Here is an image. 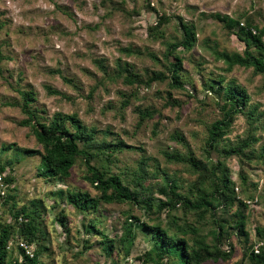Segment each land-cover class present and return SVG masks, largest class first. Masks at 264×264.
<instances>
[{"label": "rangeland", "instance_id": "1", "mask_svg": "<svg viewBox=\"0 0 264 264\" xmlns=\"http://www.w3.org/2000/svg\"><path fill=\"white\" fill-rule=\"evenodd\" d=\"M148 3L153 8H148ZM161 13L170 17L162 24L165 38H181L180 22L195 30L193 45L187 50L178 47L175 54L179 59L169 57V63L179 65V77L182 80L185 77L181 88L171 84V72L165 65L168 61L162 57L163 41L149 35V26ZM217 14L227 18L224 20ZM238 16L239 25L250 17L258 28H264V0H0V22L3 24L0 29L3 54L0 58V148L14 144L11 148L0 149V163H5L6 171L12 176V181L4 184L6 197H0V222H11L13 210L24 206L30 210L31 200H39L40 226L45 231L44 242L50 248V252L41 258L42 264H126L128 259L129 264H153L151 261L143 263L145 255L152 250L151 237L144 230L135 229L136 238L128 255L119 242L122 221L128 210L142 221L151 220L143 209L128 202L101 203L96 211L85 212L54 195L57 189L67 187L98 194L83 177L86 169L82 159L77 160L66 180L55 178L52 181L36 175L39 156L24 154L15 159L17 147H40L32 129L18 124L24 114L20 107L10 104L19 98L16 88L31 87L35 92L38 118L50 119L58 111L76 112L87 127L96 128L94 138L100 139L103 130L108 129L107 140L141 147H129L119 152L111 164L112 172L120 173L125 167L133 169L141 155H150V170L159 166L168 174L175 173L184 191L196 177L195 173L185 164L167 161L164 152L175 150L184 154L190 149L196 158L206 159L207 130L212 122L223 116V97L222 91L218 94L210 90L205 82L220 76H223L224 84L232 81L245 89L249 95L248 104L256 106L254 117L259 118L252 122L247 111L237 113L217 147L229 148L249 131L258 140L247 149V152L253 150L252 159L241 156L224 159L235 191L247 202L243 211L246 216L244 228L242 231L237 227L226 228L228 232L224 233L218 247L230 252L228 258H211L201 264H254L250 259V246L259 239L257 226L264 225V157L257 159L264 142V74H254L251 66L239 65L224 71V62L215 59L212 53L213 50L242 53L245 41L233 33L234 24L233 27L226 25V20L233 22ZM262 40L264 42V34ZM128 45L141 54L123 52L121 48ZM148 51L160 57L162 65L150 59ZM254 53L257 54V49ZM118 58L131 63L143 76L162 70L168 77L139 88L124 86L120 80L108 82L106 79V90L100 85L91 98H86L90 86L102 76L95 61L103 59L108 68H112ZM63 77L72 78L76 85L72 86ZM47 86L62 95L49 93ZM117 88L129 93L134 91L137 97H132L130 104L120 108L121 96L115 92ZM167 94L171 96L167 97ZM167 99H175L179 104L164 105ZM137 104L155 107L157 112L153 118L138 123L137 112L133 110ZM154 126H157L155 133L151 132ZM253 126L256 128L251 130ZM174 132L182 135L185 145L172 139ZM210 157L212 160L223 159L214 150ZM10 160H13L12 164H9ZM242 175L245 183L241 190ZM121 176L130 178V175ZM158 180H161L160 172L147 178L146 183L153 187ZM154 194L157 199H163L157 192ZM250 194L252 199L247 197ZM234 210L235 204L225 211L217 209L218 219H231ZM171 212L168 218L174 214L180 222L201 227L207 242L210 245L216 243L210 230L217 226L208 212L201 219L197 218L196 211L180 206ZM60 213L65 215L63 221ZM165 214L166 210H163L164 223L168 219ZM93 219L97 229L114 240L116 246L111 256L107 257L102 249V236L87 230ZM85 240L90 244L87 249H83ZM21 242L24 240L18 232L9 242L10 257L18 258L19 263L22 250L26 251ZM36 246L34 241L28 247L32 250Z\"/></svg>", "mask_w": 264, "mask_h": 264}, {"label": "trees", "instance_id": "2", "mask_svg": "<svg viewBox=\"0 0 264 264\" xmlns=\"http://www.w3.org/2000/svg\"><path fill=\"white\" fill-rule=\"evenodd\" d=\"M148 8L150 4H147ZM218 17L221 15L217 14ZM224 18V20L227 18ZM239 16L233 22L226 20V25L236 27L232 29L233 33L245 41V48L242 53L213 50L212 53L215 59L224 62V71H230L235 65L252 67L254 74H264V42L262 36L264 28H258V25L249 17L239 25ZM170 19L166 14H158L156 21L148 28L149 35L153 39H161L165 46L162 57L168 61L166 62L167 71L171 72V84L173 87H183L182 81L185 77H179V65L176 63H169V57L172 55L179 59L175 52L180 49H189L195 40V30L193 26H189L185 22H180L181 38L173 36L171 39L165 38L162 24L168 22ZM0 22V29L2 27ZM251 44L254 47L251 48ZM257 49V54L254 50ZM121 50L128 55L141 54L138 49H133L130 45L122 47ZM148 56L153 61L160 65L161 60L155 53L148 51ZM3 57L0 46V58ZM97 69L102 76L98 79L94 86H90L86 98H91L95 89L102 86L105 90V82L120 80L124 86L131 88L149 87L153 81H162L166 79L167 74L162 70H154L151 74L146 76L136 72L134 66L128 61L118 58L112 68H108L103 59L95 61ZM94 75V74H93ZM72 86H75V81L72 78L63 77ZM208 88L219 94L222 91L223 103L221 108L223 116L210 124L207 130L206 159L196 158L192 151L188 149L186 153L181 154L178 151H165L167 161L178 162L185 164L188 169L193 171L196 175L183 191V185L178 181L176 174H168L165 169L156 166L155 169L150 170L149 160L150 155H141L138 165L131 169L125 167L122 172H112L111 164L116 161V155L125 148H139L137 146L127 145L122 141H109L106 139L107 134L110 133L108 129L103 130V136L100 139L94 138L96 135L95 127H87L80 119L76 112L64 113L54 112L50 119L38 118V109L35 106L36 97L35 92L31 87H18L16 91L19 94L17 101H12L10 104L15 107H20L24 117L18 121L19 125L27 126L32 129L38 148H19L14 154L15 159H20L24 154L37 155L40 161L37 165L36 175L42 177L45 181H52L55 178L66 180L71 175V169L76 164L78 159L83 160L86 173L84 179L87 180L92 187L96 189L98 194L93 195L85 190L59 188L54 192L60 200H64L68 205H72L85 212H94L98 209L101 203H131L136 207L143 209L151 222L140 220V218L128 210L122 221V235L119 242L124 248L125 255L130 252V245L136 238V228L144 230L151 237L152 245L151 252L148 258L143 259V263L147 261L153 264H201L207 259H217L219 257L228 258L230 252L224 251L218 247L224 233L228 232L231 227H237L242 231L245 225V218L243 211L247 207V202L235 191V184L229 177V170L225 165L224 159L229 156H241L248 160L252 159L253 150L247 152L251 148L253 142L258 138L252 135L249 131L246 137L239 139L235 145L229 148H218V141L227 133L232 125L234 116L237 113L247 111L252 122L258 120L259 116H255L256 106L249 105V95L244 88L239 85H234L232 81L224 84L223 76L209 79L207 82ZM49 93L60 94L58 90L47 86ZM121 96L120 108L126 107L130 104L132 97H137L136 92H124L123 89L117 88L115 91ZM161 97L163 95H160ZM167 94V97H170ZM164 97V96H163ZM165 98V97H164ZM176 103L177 100H166L164 105ZM179 104V102H177ZM111 104H109L110 106ZM133 110L137 112L138 123L144 122L153 118L157 112L155 107H141L138 104L134 106ZM44 111V110H43ZM42 118V119H41ZM156 125V123H155ZM157 127V126H156ZM156 127L151 132H156ZM256 126L251 128L255 129ZM172 139L186 144L182 135L174 132ZM13 143L1 146V150L13 147ZM221 156L216 160L211 159V152ZM264 157V142L261 145L258 158ZM264 161V159H263ZM13 160L9 161L12 164ZM189 164V165H188ZM11 166V165H10ZM5 163H0V197H6L4 192V184L7 185L12 181V176L6 171ZM6 171V173L4 172ZM160 172L161 180L154 183V186H149L146 179L157 175ZM130 175V178L121 175ZM240 188L243 189L245 177H240ZM157 192L163 199L159 200L155 197ZM252 199L253 195L247 196ZM235 204L234 216L231 219L221 217L218 219L217 209L228 210ZM156 205V206H155ZM154 206L156 209L153 210ZM177 206L185 210H194L197 212V218L201 219L208 212L211 216L214 227L210 230L215 244H209L206 237L201 233L202 228L189 223L187 221H179L176 215L168 216L171 211ZM166 210V222H163L161 217L162 211ZM40 201L31 200V209L28 207L16 208L12 212L13 220L11 222H0V264H11L16 262L18 264H42L41 258L44 253L50 252V248L45 244V231L40 226ZM152 215V216H151ZM61 221L65 219V215H59ZM152 217V218H151ZM154 219V220H153ZM88 231H93L102 236V249L108 256L112 255L113 247L116 246L114 240L109 238L104 232L97 229L94 219L89 223ZM259 239L250 246V259L254 264H264V225L256 228ZM19 233L24 243L29 246L34 241L36 247L29 252L22 250L21 261L18 258L10 257L9 242L15 233ZM191 235L189 237L188 235ZM189 237V238H188ZM191 239V240H189ZM90 247L89 241L85 240L83 249ZM24 249V248H23ZM25 250V249H24ZM130 259L126 264H129ZM121 264V263H115Z\"/></svg>", "mask_w": 264, "mask_h": 264}, {"label": "built area", "instance_id": "3", "mask_svg": "<svg viewBox=\"0 0 264 264\" xmlns=\"http://www.w3.org/2000/svg\"><path fill=\"white\" fill-rule=\"evenodd\" d=\"M0 179H1V178H0ZM21 245H23V248L26 250V252H29V251H30V249H29V247L27 246L26 243L21 242Z\"/></svg>", "mask_w": 264, "mask_h": 264}]
</instances>
